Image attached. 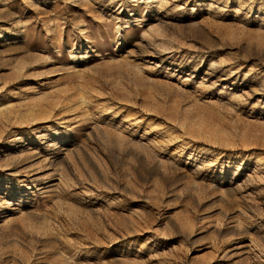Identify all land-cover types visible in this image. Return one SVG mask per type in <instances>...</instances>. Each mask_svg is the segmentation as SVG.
<instances>
[{
    "label": "rangeland",
    "instance_id": "1",
    "mask_svg": "<svg viewBox=\"0 0 264 264\" xmlns=\"http://www.w3.org/2000/svg\"><path fill=\"white\" fill-rule=\"evenodd\" d=\"M0 264H264V0H0Z\"/></svg>",
    "mask_w": 264,
    "mask_h": 264
}]
</instances>
